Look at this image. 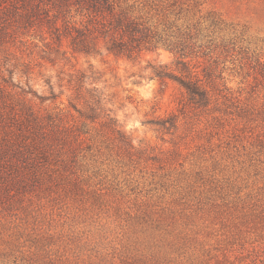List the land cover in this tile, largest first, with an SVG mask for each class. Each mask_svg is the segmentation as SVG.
<instances>
[{
  "label": "rangeland",
  "instance_id": "obj_1",
  "mask_svg": "<svg viewBox=\"0 0 264 264\" xmlns=\"http://www.w3.org/2000/svg\"><path fill=\"white\" fill-rule=\"evenodd\" d=\"M37 1L0 0V97L62 112L80 142L0 192V264H264V0H126L180 40L182 71L161 45L73 53L21 25ZM90 88L93 120L70 103L87 113Z\"/></svg>",
  "mask_w": 264,
  "mask_h": 264
},
{
  "label": "trees",
  "instance_id": "obj_2",
  "mask_svg": "<svg viewBox=\"0 0 264 264\" xmlns=\"http://www.w3.org/2000/svg\"><path fill=\"white\" fill-rule=\"evenodd\" d=\"M49 1L51 5L43 7H40L41 1L27 4L28 8L18 14L21 25L26 27L34 18H41L48 26L49 36L59 44L65 39L67 48L73 53L96 54L104 48L115 56L135 58L141 52L156 50L161 45L178 54L176 62L183 65L180 40L164 38L155 26L136 14L134 6L126 0ZM6 32L0 28V44L4 42ZM184 69L183 65L181 71ZM156 75L171 77L170 72L163 71H156ZM76 78L79 85L85 75L81 73ZM178 82L191 100L199 104L205 102L206 90L200 78L182 77ZM96 90L87 89L89 99L82 97L87 113L77 110V104L70 101L74 110L92 120L100 105ZM4 97H0V192L3 193L14 181L22 182L37 174L52 154L57 157L60 152H74L81 132L78 129L74 133L61 125L62 112L41 116L26 102L16 109ZM108 120L115 125L113 119ZM1 200L2 203L5 201Z\"/></svg>",
  "mask_w": 264,
  "mask_h": 264
}]
</instances>
